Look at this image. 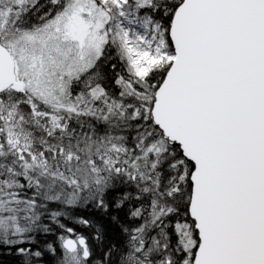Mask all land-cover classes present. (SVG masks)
<instances>
[{
	"label": "snow or ice",
	"instance_id": "6c2138e0",
	"mask_svg": "<svg viewBox=\"0 0 264 264\" xmlns=\"http://www.w3.org/2000/svg\"><path fill=\"white\" fill-rule=\"evenodd\" d=\"M0 264H264V0H0Z\"/></svg>",
	"mask_w": 264,
	"mask_h": 264
}]
</instances>
